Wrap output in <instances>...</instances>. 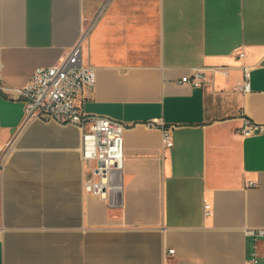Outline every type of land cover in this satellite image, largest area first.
<instances>
[{"label":"crops","instance_id":"crops-1","mask_svg":"<svg viewBox=\"0 0 264 264\" xmlns=\"http://www.w3.org/2000/svg\"><path fill=\"white\" fill-rule=\"evenodd\" d=\"M78 43L96 71L83 113L125 127L107 199L86 192L81 130L26 122L3 91ZM196 71L202 87L181 83ZM244 118L264 125V0H0V264H248L264 134L241 136Z\"/></svg>","mask_w":264,"mask_h":264},{"label":"built area","instance_id":"built-area-1","mask_svg":"<svg viewBox=\"0 0 264 264\" xmlns=\"http://www.w3.org/2000/svg\"><path fill=\"white\" fill-rule=\"evenodd\" d=\"M244 57V54L239 55V59ZM243 73L244 83L238 90L249 93L251 67L245 66ZM95 83L96 71L83 63L82 43H78L56 66L38 69L24 87L3 91L15 95L17 101L24 103L26 122L72 125L81 130V155L88 166L86 192L100 199H107L121 188L114 180V175L123 169L125 127L115 120L83 113L80 106L81 95ZM181 83L199 88L204 84V76L202 72L196 71L193 75L184 77ZM243 121L244 125L238 131L241 136L250 138L264 134V125L246 118ZM149 126L156 128L158 125L151 123ZM163 142L166 148L174 147L167 130L163 131ZM3 166L4 160L0 153V170ZM210 212L211 206L205 203L206 215H210ZM246 234L255 241L248 264H259L257 241L264 238V230H248ZM170 253L174 254V251Z\"/></svg>","mask_w":264,"mask_h":264}]
</instances>
